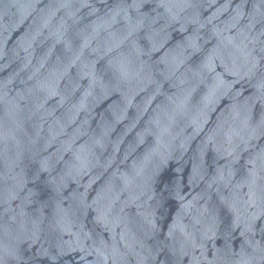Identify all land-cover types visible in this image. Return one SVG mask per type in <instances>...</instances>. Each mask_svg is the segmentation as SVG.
<instances>
[{"label":"water","instance_id":"water-1","mask_svg":"<svg viewBox=\"0 0 264 264\" xmlns=\"http://www.w3.org/2000/svg\"><path fill=\"white\" fill-rule=\"evenodd\" d=\"M0 264H264V0H0Z\"/></svg>","mask_w":264,"mask_h":264}]
</instances>
